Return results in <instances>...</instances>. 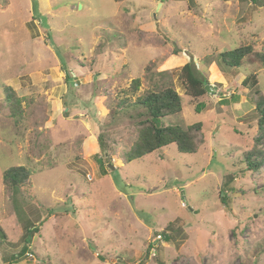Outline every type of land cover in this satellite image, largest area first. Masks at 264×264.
<instances>
[{
    "label": "rangeland",
    "instance_id": "374dc122",
    "mask_svg": "<svg viewBox=\"0 0 264 264\" xmlns=\"http://www.w3.org/2000/svg\"><path fill=\"white\" fill-rule=\"evenodd\" d=\"M244 44L264 47V0H0V264H264V67L204 65ZM190 60L212 88L198 100L179 77ZM150 63L184 98L162 123H203L197 153L124 158L133 138L113 97L137 78L132 100L145 94ZM250 75L255 89L242 85ZM6 87L24 98L19 121ZM246 152L259 173H243ZM16 166L32 187L14 205L3 174ZM27 225L40 231L14 261Z\"/></svg>",
    "mask_w": 264,
    "mask_h": 264
},
{
    "label": "trees",
    "instance_id": "16d2710c",
    "mask_svg": "<svg viewBox=\"0 0 264 264\" xmlns=\"http://www.w3.org/2000/svg\"><path fill=\"white\" fill-rule=\"evenodd\" d=\"M258 1L254 0V2ZM182 53L179 49L174 51L175 55ZM215 62L223 69L241 70L244 67L257 65L264 67V47L261 50H256L254 45L244 44L234 50L221 52L216 57L215 55L209 56L205 59V69ZM64 64L66 69V62ZM155 67L154 63H150L145 68L146 79L153 83L145 94L134 101L132 100L133 95L138 94L143 86V78H137L131 82L128 90H122L113 97L111 105L112 119H118L120 116L125 117L130 122L127 129L131 133L130 136L133 138V142L124 154V158L129 162L141 160L172 145H176L178 151L182 154H194L199 151L203 143L199 140L203 123H197L188 128L180 125L169 126L162 123L164 118L180 114L183 111L184 98L174 88L172 80L167 82L165 79L161 81L155 79L153 73ZM196 68L194 60H190L181 68L179 74L186 89V96L194 100H198L210 93L207 90V86L210 85L208 78L204 75L202 77L198 76ZM167 74L164 72L160 73L159 76L164 78L167 77ZM68 77L70 80L73 79V75H68ZM242 85L255 89L259 85L258 76L250 75ZM23 99L11 87L4 88V102L9 109L10 116L18 121L25 114ZM254 102L259 114L257 125L260 133L256 138V144L261 146L264 145V94L261 91L255 90ZM99 143L103 149L112 148V146L108 145L104 135L99 136ZM254 158H256L255 152L245 153L244 162L247 164L246 170L243 171L245 175L246 172L259 173L262 170L263 161L259 162ZM102 170L104 173L106 172L104 166ZM31 176V171L24 166L11 167L4 172V188L14 205L19 204L18 195L21 192L31 189ZM222 199L224 200V198ZM25 228V246L20 254L12 256L14 261H18L19 258L26 255L29 251V246L32 244V238L40 231L38 227L32 225H27ZM0 230L2 229L0 228ZM255 253L256 255L264 254V242L261 247L256 249Z\"/></svg>",
    "mask_w": 264,
    "mask_h": 264
},
{
    "label": "water",
    "instance_id": "95a60500",
    "mask_svg": "<svg viewBox=\"0 0 264 264\" xmlns=\"http://www.w3.org/2000/svg\"><path fill=\"white\" fill-rule=\"evenodd\" d=\"M80 8H82V6L80 7ZM211 87L208 85L207 86V90L209 91V92H211V89H210Z\"/></svg>",
    "mask_w": 264,
    "mask_h": 264
}]
</instances>
